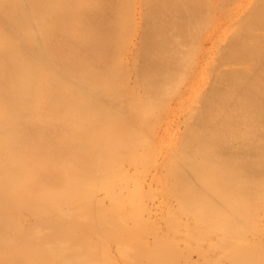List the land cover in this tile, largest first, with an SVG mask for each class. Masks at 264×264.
Listing matches in <instances>:
<instances>
[{"label":"bare ground","instance_id":"6f19581e","mask_svg":"<svg viewBox=\"0 0 264 264\" xmlns=\"http://www.w3.org/2000/svg\"><path fill=\"white\" fill-rule=\"evenodd\" d=\"M247 1L249 0L240 1V6L244 7ZM257 1V5L256 2L255 5L254 2L250 5L255 6L251 9L255 8L253 18L248 15V19L242 15L238 19L232 7L230 8L233 10H229V15L225 17H222L226 14L225 11L224 14L221 11L222 16L212 13L213 7L218 6L217 11L224 10L222 7L232 3L231 1L229 4V0H220L222 5L218 4V0H0V264H118L108 253L109 240L123 238L129 221L134 222L137 227L146 226L142 200L146 190L142 196L137 194L140 191L133 192L131 197L128 196V203L133 206V212L128 217L122 214L125 210L122 197L125 196L126 188L129 189L127 170H124L127 168H123L122 158L128 161L129 156L125 155L132 156L134 152L131 153V148L138 143L142 144L141 141L137 142L142 135L140 136L138 129H133V126L137 125L142 134L149 129L151 132L160 129H153L157 122L154 123L156 126H149L156 117L152 107L164 97L167 109L170 108L169 104L173 96L176 98L174 94L182 84H185L187 92L193 89V79L197 75L198 66L209 49L214 47L213 38L224 25H241V20L245 17L244 20H248L245 21L247 29L243 20L244 25H239L240 28L237 26L241 29L240 32L250 29L251 24L254 27L258 25L260 30L264 31V0ZM248 9L250 11V8ZM235 16L238 19L236 21ZM235 32L228 35L233 37ZM249 38L250 45L248 35L244 38H234V43L239 46V53L235 58L237 62L232 60L231 55L230 57L238 66L230 68L232 63L228 69L223 68L225 70L221 74L218 73L219 77H233L227 80L230 84L235 80L236 84L242 85L237 89L231 86V89L228 87L229 82L225 81L227 84H222L226 85L224 87L222 82L215 78L213 81H218L222 88H218L214 93L210 91L212 97L205 95V88L201 90V96L204 95L206 101L204 103L203 97H200L201 101L199 99L198 103H204L205 107L203 105L201 110L196 109L195 114L189 109L194 116H189V111L185 115L188 118L181 120L183 124V120L188 119V129H197L199 133L197 130L191 133L190 130L187 148L186 142H182V146H185V149H182L183 155L180 151L181 145L172 150L173 156H176L175 149L181 153V161L178 156L175 157H178L180 162L172 160L173 156L170 154L173 153L169 150L171 153L163 158L172 168L171 163L178 162L177 167L172 163L175 171L170 167L171 171L169 165L164 162L168 165L164 167L169 168L171 174L174 171L173 176H168L177 177L175 185L173 184L175 188L164 191L175 190L171 194H176L179 198L173 196V199L171 194L170 197L177 200V203L180 200L179 204L183 205V201L187 203L183 205L188 206L187 211L181 210L182 205L173 208H180L179 213L186 214V218L191 216L190 223L191 218L196 222V233L192 236L198 238L197 251L202 247L199 244L209 241L208 246L214 243L213 248L216 246L218 253L223 251L222 255L225 254L222 260L216 253L220 259L215 256L210 262V258L206 256L205 259V255L200 252L206 264H264V230L259 231L263 226L261 227V221H258L262 208L259 207L258 211V214H261H256L258 204L264 205V33L256 32ZM231 40L229 39L233 43ZM207 43L209 47L205 45ZM221 44L219 47L229 46V42ZM228 46L221 47L217 53L214 51L216 54H225L223 51ZM235 49L231 53L235 54ZM193 50L194 56H191ZM190 57H193V60L189 59ZM217 57L222 60L221 55ZM207 61L209 62V59ZM182 63V69L185 70L187 65L191 64L190 70L180 72L182 77H185L179 78V73L174 76L181 85L176 83L175 93L170 90L171 94H167L169 83L168 88L165 86L166 92H161L163 86L171 79L172 72L174 73ZM217 64H220L219 60ZM241 65L244 66L239 67ZM216 67L213 69L218 71L219 68ZM211 71L214 77H218L216 72ZM240 78L243 82L237 83ZM248 79L251 81L247 84L245 81H249ZM173 80L170 85L175 84ZM146 84L149 89L145 90L149 96L145 95L152 98L138 90ZM214 84L217 85V82ZM142 90L144 91V88ZM160 92L166 94V97L162 95L161 99L155 101L153 97L158 96L156 94ZM142 94L144 98H148L147 102V99L143 98L146 105L140 98ZM177 98L180 101L182 94ZM165 103H159L162 112L156 108L159 117L157 116L155 121L167 110L164 108ZM161 104H164V107ZM186 104L185 106H188ZM142 105L145 108L143 113L140 111L143 109H140ZM195 107L200 106L194 105ZM142 114H152L151 116L155 117L153 116L152 121L151 116L149 120L147 117V120H144L145 116ZM142 120L149 122L148 128H143L147 125L144 122H141L140 126L137 124ZM177 120L175 127L179 124ZM163 121L167 120L162 118V123ZM183 131L181 130L182 133ZM182 133L177 135L183 138ZM148 141L153 145V142L149 139ZM156 151H153V155L159 152ZM169 171H163L165 175L163 174L162 181L170 174ZM131 172L132 170L128 171L130 174ZM156 179L160 180L155 177V181ZM169 179H166V183H171L172 179ZM158 183H162L161 180ZM164 186L169 187L166 184ZM162 190L163 188L159 191ZM164 193L160 194L167 201L169 196H165L168 192ZM160 194L158 198L162 196ZM101 197L110 200L113 206L111 211H101L104 203ZM163 199L160 201H165ZM166 201L164 203H167ZM128 203L126 207L130 206ZM165 207L160 213H164L161 211H165ZM169 209L166 208L164 221L161 220L167 227L173 224L172 220L167 222L172 215L182 217L178 213L170 216L173 211L171 209V212H168ZM253 215H256L255 219ZM180 218L174 223L179 220L183 223L184 219ZM251 219L257 220L260 225ZM187 223L185 220L183 227L188 228L190 223ZM159 226L161 227L159 223H155L150 226L152 229H148L152 230L150 234L154 233V237L151 236L154 240L163 237L162 233L157 235L158 230L153 232V227L159 229ZM182 229L179 230L180 233L186 234L187 229L185 233ZM166 231L168 230L163 231L165 237V233L169 234V231ZM179 231L177 237L180 235ZM252 231L262 237L257 238L259 242L255 239V244L249 238ZM188 234L181 237H189ZM211 235H215V239L220 236L221 241L217 239L221 242L220 245L218 242L219 246L214 242L215 239H212L210 244L213 238ZM139 236L142 239L141 234ZM172 237L173 235L168 238ZM164 239L156 241L160 244L153 246L154 252L152 246H149L151 255H141L136 251L139 244H145L139 243L138 240H129L120 248L115 246L121 252L119 256L123 259V264H181L182 259L178 252L177 256L174 253V244H179V240L174 243ZM97 240L101 246L95 243H99ZM257 242L262 243L258 245ZM117 250V254H120ZM181 253L183 255V252ZM215 258L219 262H216Z\"/></svg>","mask_w":264,"mask_h":264},{"label":"rangeland","instance_id":"374dc122","mask_svg":"<svg viewBox=\"0 0 264 264\" xmlns=\"http://www.w3.org/2000/svg\"><path fill=\"white\" fill-rule=\"evenodd\" d=\"M219 1H220V0H218V2H219ZM221 1H222V0H221ZM224 1H225V0H224ZM231 1H232V3H231ZM231 1L229 0V2H228L229 4L231 3L230 5H227V7H222V8H224V10L221 9V10L217 11L218 6H217V7H213V6H211V7H213V8H211V9H213V10H212L213 15H215V16H216V15H218V16H222V15L224 14V11H225L226 14L222 16V17H225L227 14L229 15V12H230L229 10H233V9H234V13H235V15L238 16V17H237L238 19L241 18L242 15L245 16V17H247L248 19H249L251 16H252L251 18H253L254 14H255V11H254L255 8H254V10H251V9H252V6L255 5V2H256V5L258 4V3H257V2H258L257 0H256V1H253L254 3H253L251 0L247 1V2L244 4V7L240 6V4H241L240 1L243 2V1H245V0H231ZM226 2H227V0H226ZM226 2H224V3H225V4H228V3H226ZM252 3H253V5L250 6ZM218 4L222 5L220 2H219ZM223 5H224V4H223ZM231 5H232V6H231ZM224 6H226V5H224ZM219 7H221V6H219ZM230 7H232L233 9L230 8ZM253 7H255V6H253ZM225 8H227V9H225ZM248 8H250V11H248V10H249ZM219 9H220V8H219ZM226 10H227V12H228V11H229V12L227 13ZM221 11L223 12V14L221 13ZM252 11H253V14H252ZM218 12H219V14H218ZM247 12H249V13L247 14ZM210 13H211V12H210ZM216 13H217V14H216ZM245 13H246L247 15H245ZM250 13H251L252 15H251ZM221 14H222V15H221ZM248 15H249L250 17H248ZM245 17H244V19H245ZM234 18H235V21L238 20V19L236 18V16H235ZM247 18H246V20H247ZM242 19H243V18H242ZM244 19H243V20H244ZM240 20H241V19H240ZM243 20H241V22H242L243 24L239 21V22L241 23V25H240V24L236 25L235 23H234V25H233V23H232V24L230 23L231 26L233 25L232 27L230 26V29L228 28L230 24H229L227 27L224 25L223 28H221V29L216 33L217 35L214 36V38H213L214 41H212V42H214V47H213L212 49H211V48L209 49V52H208V53L206 54V56L204 57V60L202 59V61L200 62L199 66H198V72H197V75H196V77H194L195 80L193 79V83H194V87H193V89H190V90H188V92H187V89H185V88H186L185 84H184V85H183V84L181 85V84L178 82L179 80L176 81L177 78H175L176 76H178V73H179V78H181V77H182V75H181L182 73L187 72L188 70H190V69H189V67H190L189 65H190L192 62L189 63V65H187V70H185V68L182 69V67H183V63H182V64L179 65L180 69H179V67L176 69V70H178V71L174 70V73L172 72V75H173V74H174V75H173V76L171 75V79L168 81V83H166V84L163 86L164 89L162 88L160 91L165 93L166 90H167V88H168V84H169V83L171 84L172 80L175 79V80H173V82H175V84H172V85L169 84V89L167 90V91H169V92H168L167 94L170 93V90H174L173 93H175V88H177L176 83H177V84L179 83V84L181 85V88H177V91H176V93H175L174 95H175L176 98H177V97H179V96L182 94V99L179 101V98H177L178 100H176V98L173 96L171 102L169 101V102H170L169 106H170V108H171V109H170V108L168 107L169 110L167 109V106H168V105H167V101H166V100H165V101L163 100V99H166V98L163 97V99L160 100V101H158V103L156 102V103H157V104H156L157 106L155 105V106H154L155 108L152 107V109H155V111L153 110L152 112H155L154 115H155L156 117L159 115V114L157 115L156 108H157V111L161 110V109H159V108H161V107H159V103H162V102L165 103V102H166L165 105L163 104L165 107H164L162 104H161V105L165 108V110L167 109L166 111L168 112V113H167L166 111H164V108L162 107L164 112L161 113V115H160V119L157 118V119H158L157 121H155V120H156V117H155L154 115H153V116L155 117V118H154L155 120H154V122L152 121V120H153V116H151L152 114H150V116H151L152 119L149 118V117H150L149 115L146 116V114H142L143 116H145V117H144V120H147V119L149 118V119L152 121V124H149V126H150V125H152V126H156L155 124H157V126H156V127H153V129H154V128H156V129L160 128V129H158V130L155 129V130H156L155 132H154V131L151 132V131H149V130H151V129H149L148 132H151V133L148 134V132L146 131V132H144V134H142V133H140V132H142V131H140L139 128L136 127L137 125H136V126H135V125L133 126V127H134L133 129H135V130L138 129L137 131L139 132V135H140V134L142 135V137L139 138V141L137 140V142H140V141H141L142 144L138 143V144L136 145L137 147L135 146L136 148H135V147H132V148H131V153L134 152V153H133L134 156H133V155L131 156L130 154H129V155H125L126 157L129 156L128 161H126L127 159L122 158V159L124 160V162H123L124 164H125V161L127 162L125 165H124V164H122V165H123V168H124V167L127 168V169H124V170H125V171L127 170L126 175H127V179H128V181H129V184H128V185H129V189L126 188V191H125L126 193L124 194V195H125L124 198L121 196L122 199H124V202H125V203H124L125 205L123 204V205H124L123 208H124L125 210L122 211V212H123L122 214H123L124 216L128 217V216H130V215L132 214V212H133V211H132V210H133V206H132L130 203H128V201H129V197H128V196L131 197V196L133 195L132 193L135 192V191H137V192L140 191V192H139L140 194H139V193H137V194L142 196V195H143V191L146 190L147 192H145V196H144V195L142 196V200H144L143 202H144V206H145V212H144L143 215H145V216H144V221H145L144 223L146 224V226H145V227H137V225H135L134 222L129 221L128 229H127V231H126V234L123 236V238H120V239L115 238V239H110V240H109L108 253H109L110 256L112 255L111 257H112V258L114 259V261H116L118 264H121V263L123 264V259L120 258L119 255H121V252H120L119 250H117V248H120V246L123 245L125 242H127V241H129V240H132V241H133V240H138L139 243H141V242H145V244H144V243H143V244H142V243H141V244L138 243V244H139V245H138V246H139V249H137V247H136V249H137L136 251H139L141 255H143V253H145L144 255H146V254H150V255H151V253L149 252V250H151V249L149 248V246H150V247L152 246V250H153V248H154L155 246H157L158 244H160L159 242L161 241V239H162V241L165 240L164 238L167 239L166 241H170V242H172V241L174 242V241L177 240V239L179 240V241H178L179 244H177V243H175V242H174L175 244H174V243H173V244H174V246H175V248H176V251H175L174 253L176 254V252H178V255H179L180 258L182 259V260H181V264H196V263H197V264H206V260H205V259H206V256H208L207 258H210V262H212L211 259H212V257H215V256H216V253H217L218 255H220L221 258H222V257L224 258L225 254L222 255L223 251H222V252L220 251L221 253H220V252L218 253V251H217L218 249L216 248V246H214V248H213V245H215V244L212 243V239H215V235H211V236L213 237V238H211V241H210V244H211V243L213 244L212 246H211V245L208 246L209 243H207V242H209V241H206V242H204V244L206 243L205 246L207 245V246H206L207 248H206V249L204 248V247H205L204 244H199L200 246H202V247L204 246V247H203V248H202V247L199 248V251H197V245H198L197 240H198V238H196V236H192V235H195V233H196V232H194V230H196V229H195V228H196V227H195V223H196V222L194 221V219L192 220V218H191V223H190V217H191V216H188V217L186 218V217H185L186 214H184L183 212L179 213V211H180L179 209H180V208L178 209L179 211H178L177 209H175L176 207L182 205V203L179 204L180 200H179L178 203H177V200H173V199H175L176 197H177V199L179 198L178 196H176V194H175V195H172V194H171V192L174 193L175 190H173L174 192H173V191L170 192V191H168V190H165V191H164V189L175 188V187H174V185H175L174 182L177 180V177L174 176V177L171 178V177L168 176V175H172V176H173L174 171H175V169H176V168H174V164H176L175 166L177 167V166H178V165H177L178 162L181 161L182 157H179V156H182V155H183V151H182V149L184 150V149H185V146L188 144V143H187V142H188V135H190V130L192 129L191 127L188 129V126H189V125H187V124H189V122L187 123V121H189L188 119H185L186 121L183 120V124H182V121H181V120H182L184 117H187V116H185V115H186V113L189 112L190 110H192L193 114H195L196 111H197L196 109L201 110L202 108L205 107V104H204L205 102H204V101H206V100H205L206 97L204 98V95L201 96V93H202L201 90H203V89L205 88V89H206V90H205V93H206V92H207V93H206V94L203 93V94H205L207 97H209V96L212 97V95H210L211 92L214 93L218 88H222L221 86L218 85V84H220L219 82H222L221 85H222V84H227L228 82H229V84H230V81L227 82V80H229L230 78H233V77L228 76V77L226 78L225 76L222 77V75H220V77H219V74H221L225 69H228L229 66H230V65L236 60V59H235V58H236V55L238 56L237 53H239V49H238L239 46L237 45V46H238V47H237L236 44L234 43V41H235L234 38H236V37H241V36L244 38L245 36L248 35V42H249V45H250V42H251L250 40H251V38H249V36L254 35L256 32H257V34H259V33H264L263 29L260 30V28H259L258 25H255V27H254V25H252L250 21H249L250 23L248 24V25L251 24V25L249 26L250 29H248L249 31H248V30H245V29H247V23L245 22L246 20H244V22L246 23V27H245V29L243 28V29H244V30H242L243 33L240 32L239 30H241V29H239V28L242 27V25H244ZM235 21H233V22H235ZM239 22H238V23H239ZM247 22H248V20H247ZM239 25H240V27H239ZM237 26H238L239 28H238ZM256 26H257V29H259V30L256 29ZM243 27H244V26H243ZM252 27H253V28H252ZM222 29H223V30H222ZM226 29H227L228 31H227ZM225 30H226V31H225ZM237 30L240 32V33H238V35L236 34V33L238 32ZM253 30H254V31H253ZM208 31H209V30H208ZM233 31H236L235 33H233L234 36H233V37L229 36L230 34L232 35V32H233ZM245 31H246V32H245ZM258 31H259V32H258ZM260 31H261V32H260ZM254 32H255V33H254ZM222 33H223V34L225 33V34L223 35ZM249 33H250L251 35H250ZM252 33H253V34H252ZM228 34H229V35H228ZM235 34H236L237 36H236ZM239 34H240L241 36H239ZM115 35H117V34H115ZM115 35H114V38L117 40V38L115 37ZM219 35H220V36H219ZM221 35H222V37H221ZM227 36H229V39H230V40L233 38V40H231V41H232L235 45H234L233 43H231V42L229 41L228 38H227L228 40L225 41V39H226ZM215 37H216V38H215ZM221 39H222V40H221ZM220 42H221L222 44H221ZM228 42H229V46H228V45H225V46H228L229 49H228L227 47H226L227 50L224 49L223 53L225 52V54H220V52H218V54H216V53H217V50L220 51V48H221V47L225 48V46H220V47H219V44L223 45V44H226V43H228ZM248 42H246V43H248ZM205 43H206V42H205ZM208 43H210V42L208 41ZM208 43L205 44L207 47H209V46H208V45H209ZM217 43H218V45H217ZM230 43H231L232 45H231ZM215 45H216L218 48H217ZM232 46H233L234 48H233ZM230 47H231V48H230ZM214 48H215V49H214ZM223 48H222V50H223ZM232 48H233V49H232ZM235 48H236V49H235ZM185 49H186V47H185ZM231 49H232V50H231ZM234 49L236 50V51H234L235 54H234V53H231V52H233ZM214 50L216 51V53H215ZM222 50H221V52H222ZM228 50H229V51H228ZM230 50H231V51H230ZM226 51H227V53H226ZM237 51H238V52H237ZM193 52H194V50L191 51V54H190L191 56H194V55H193ZM229 52H230L231 54H229ZM195 54H196V53H195ZM227 54H229V56H226ZM217 55H221L220 58H222V60H221V59H217V58H219V57H217ZM230 55L232 56V60L235 59L234 61L231 60ZM234 55H235V56H234ZM222 56H223V57H222ZM227 57H229L230 60H229V58H227ZM192 58H193V57H192ZM192 58L190 57L189 59H192ZM224 58H225V59H224ZM226 58H227V63H225V62H226ZM208 59H209V62L207 61ZM255 59H256V58H255ZM192 60H193V59H192ZM192 60H191V61H192ZM218 60H219V63H220V64H217V63H218ZM250 60H252V59H250ZM253 60H254V57H253ZM253 60L251 61L252 63H253ZM183 61H185V60H183ZM222 61H223V62L225 61V62L222 63ZM255 61H256V60H254V62H255ZM206 62H208V63H206ZM230 62H231V63H230ZM236 62H237V60H236ZM236 62H235V63H236ZM251 62L249 61V63H251ZM141 63H142V61H141ZM180 63H181V60H180ZM202 63H204V64H202ZM210 63H211V64H210ZM228 63H230V64L228 65ZM184 64H185V63H184ZM209 64H210V65H209ZM214 64H215V65H214ZM221 64H223L224 66H222ZM225 64H227V65H225ZM253 64H254V63H253ZM212 65L215 66V67H216L217 65H220L219 67H216V68H219V70L216 71L215 69H213V68H215V67H213ZM233 65H234V66H233ZM221 66H222V69L225 68V69H223L222 71L220 70V67H221ZM237 66H238L237 64H234V63H233V64L230 66V68H231V67L236 68ZM242 66H244V65H241V66H239V67H242ZM185 67H186V66H185ZM208 67H210V68H208ZM207 68H208V69H207ZM211 68H212V69H211ZM183 70H184V71H183ZM211 70H213L214 72H216V75L219 73V74L217 75L218 77H214V75L212 74V71H211ZM175 71H176V72H175ZM181 71H182V73H180ZM219 71H220V72H219ZM205 72H206V73H205ZM175 73H176V74H175ZM203 73H204V74H203ZM214 74H215V73H214ZM180 75H181V76H180ZM174 76H175V77H174ZM199 76H200L201 78H199ZM236 76H237V75H236ZM236 76H235V77H236ZM183 77H185V76H183ZM183 77H182V78H183ZM224 77H225L226 79H225ZM215 78H216V79H215ZM220 78H221V81H220ZM228 78H229V79H228ZM198 79H199V80H198ZM213 79H215V80L219 79V82L216 81V82H217V85L214 84V83H216V82L213 81ZM222 79H223V80H222ZM238 79H239V78H238ZM238 79H236V80H238ZM240 79H241V78H240ZM197 80H198V82H200V83H198ZM248 80H249V81H245V82L247 83V82H250V81H251L250 79H248ZM170 81H171V82H170ZM181 81H182V79H181ZM181 81H180V82H181ZM194 81H195L196 83H195ZM225 81H226L227 83H226ZM233 81H234L235 84L233 83ZM239 82L241 83V82H243V80H242V79H241V80H238L237 83H239ZM231 83H232V84L228 85V87H231V86L234 87V88L236 87L235 89H237L238 86H241V85H242V84H236L235 80H232ZM179 84H178V85H179ZM197 84H198L199 87L197 86ZM207 84H208V85H207ZM247 84H248V83H247ZM180 85H179V86H180ZM235 85H237V86H235ZM141 86H142V85H141ZM165 86H167L166 89H165ZM170 86H171V87H170ZM175 86H176V87H175ZM179 86H178V87H179ZM195 86H196L197 88H196ZM216 86H219V87H216ZM222 86H224V85H222ZM225 86H226V85H225ZM225 86H224V87H225ZM207 87H208V88L211 87V89L209 88L210 90L208 91V90H207V89H208ZM232 87H231V89H232ZM143 88H144V91L142 90ZM147 88L149 89L148 85L146 84V85H144V86L142 87L141 90H140V87H139L138 90H139L140 93L145 92V93H143V94L145 95V94H148V91H147L148 89H147ZM172 88H173V89H172ZM195 88H196V89H195ZM212 88L214 89L213 91H212ZM234 88H233V89H234ZM145 89H147V90H145ZM191 90H192V91H191ZM210 91H211V92H210ZM161 92L158 93V94H156V95H158L159 97H158V96H156V97L154 96V97H153V99H155V101H156V99L158 100V98L161 99V98H162V95H163V96L165 95V97H166V94H163V93H161ZM171 92H172V91H171ZM203 92H204V91H203ZM209 92H210V94H209ZM140 93H139V94H140ZM143 94H142L141 97H140L141 94L139 95V97L142 98V99L144 98ZM159 94H160L161 96H160ZM170 94H171V93H170ZM208 94H209V96H208ZM145 96H147V95H145ZM148 96H149V94H148ZM148 96H147V97H148ZM167 96H168V95H167ZM198 96H199V97H198ZM147 97H145L147 100L144 98V99L146 100V102L148 101V98H150L151 96L148 97V98H147ZM160 97H161V98H160ZM170 97H171V96H170ZM200 97H203V98H202V101L204 102V103H203L204 107H203V105H202V102H201V105H200V102L198 103V100L200 99ZM210 97H209V98H210ZM151 98H152V97H151ZM167 98H168V100H170L169 96H168ZM183 98H184V99H183ZM185 98H186V99H185ZM209 98H207V99H209ZM144 99H143V101H144V103H145V105H146V102H145ZM173 99H174V100H173ZM194 99H195V100H194ZM175 100H176V101H175ZM184 100H185V101H184ZM196 100H197V101H196ZM143 101H142V102H143ZM186 101H187V102H186ZM199 101H201V99H200ZM178 102H179V104H177ZM182 102H183L184 104H182ZM173 103H174L175 105H174ZM186 103H187V104H186ZM185 104L188 105V106H185ZM143 105H144V104H143ZM143 105H142L141 108H140V107H139V108L142 109V108H143ZM166 105H167V106H166ZM173 105H174V106H173ZM176 105H178V106H176ZM182 105H183V106H182ZM194 105H196V106L198 105V107L200 106V107H199L200 109H199V108H196V107L194 108ZM147 106H148V105H147ZM147 106H146V108H147ZM171 106H172V107H171ZM148 107H149V106H148ZM176 107H177V108H176ZM180 107H181V108H180ZM186 107H187V108H186ZM190 107H191V108H190ZM139 108H138V110H139ZM192 108H194V109H192ZM150 109H151V108H150ZM150 109H149V111H150ZM158 109H159V110H158ZM184 109H185V111H184ZM186 109H187V111H186ZM189 109H190V110H189ZM144 110H145V108H143V109L140 110V111H142V113H143ZM171 110H172V111H171ZM176 110H177V111H176ZM178 110H179V111H178ZM182 110H183V111H182ZM147 111H148V110H147ZM147 111H145V112L147 113ZM149 111H148V112H149ZM170 111L172 112L171 114H169ZM138 112H139V111H138ZM161 112H162V110H161ZM174 112H175V113H174ZM176 112H177V114H176ZM183 112H185L184 115H183ZM194 112H195V113H194ZM158 113H159V112H158ZM180 113H182V115H181ZM197 113H198V112H197ZM139 114H140V113H139ZM148 114H149V113H148ZM167 114H169V115H168L169 117L167 116ZM174 114H176V115H174ZM189 114H190V115H189ZM189 114H187V115H189V116L192 115L191 111L189 112ZM170 115H172V116H170ZM179 115H180V116H179ZM166 116H167V117H166ZM182 116H183V117H182ZM193 116H194V115H192L191 117H193ZM197 116H198V114H197ZM146 117H147V119H146ZM158 117H159V116H158ZM170 117H172V118H170ZM177 117H178L179 120H177ZM162 118H163V120L166 119L167 121H163V123H162ZM187 118H188V117H187ZM195 118H196V116H195ZM149 119H148V120H149ZM175 119H176V120L178 121V123H179V124H178V127H175V126H177L176 123H175V122H176ZM160 120H161V121H160ZM173 120H175V121H173ZM141 122H142V123L144 122L145 124H147L146 126H143V128H145V127L148 128V127H147V126H148V123H149L148 121H143V120H142V121H139V123H137V124H139V126H140V123H141ZM155 122H157V123H155ZM172 122H173V123H172ZM180 122H181V124H180ZM184 122L186 123L185 125H184ZM142 123H141V124H142ZM150 123H151V122H150ZM154 123H155V124H154ZM164 123H165V124H164ZM166 123H167V125H169V127L166 125ZM168 123H170V124H168ZM171 124H172L173 127L171 126ZM186 125H187V126H186ZM183 126L186 127V128H184ZM141 128H142V125H141ZM141 128H140V129H141ZM149 128H150V127H149ZM151 128H152V127H151ZM167 128H168V130H167ZM169 128H170V129H169ZM181 128H183V129H181ZM153 129H152V130H153ZM173 129H174V130H173ZM175 129H176V130H175ZM180 129H181V130H184V131H186V129H187L188 131H186V133L183 131V133H185V134H183V133L181 132ZM141 130H142V129H141ZM146 130H147V129H146ZM177 130L179 131V133H177V132H178ZM192 130H193V129H192ZM192 130H191V133H192V132L195 133V131H196L197 129H194V131H192ZM143 131H144V129H143ZM168 131H169V132H168ZM171 132H173V133H171ZM175 132H176V133H175ZM187 132H189V133H187ZM197 132L199 133L198 130H197ZM197 132H196V133H197ZM145 133H146V134H145ZM168 133H169V134H168ZM181 133H182V136L184 135V137L186 136V138H184V137L182 138L181 136H178V135H180ZM147 134H148V135H147ZM154 134H155V135H154ZM177 134H178V135H177ZM141 135H140V136H141ZM145 135H146L147 137H145ZM168 135H169V136H168ZM172 135L176 136V138L173 137ZM150 136H151V138H150ZM162 136H163V137H162ZM148 137H149V138H148ZM178 137H181L182 139H181V138H178ZM146 138H147V139H146ZM162 138H163V139H162ZM171 138H172V139H171ZM142 139H143V140H142ZM148 139H149L151 142H153V145L148 141ZM151 139H152V140H151ZM175 139H176V140H175ZM145 140H147V141H145ZM170 140H171V141H170ZM178 140H179V141H178ZM182 140H183V141H182ZM185 140H186V141H185ZM164 141H165V142H164ZM173 141H174V142H173ZM177 142H179V143L177 144ZM182 142H184V144H185V142H186L185 146H184V144H183V146H182ZM172 143H173V144H172ZM174 143H175V144H174ZM150 144H151V146H150ZM145 145H146V146H145ZM174 145H176V146H174ZM180 145L182 146V148L180 147ZM169 146H172V147L170 148ZM173 146H174V147H173ZM177 146L180 147V151H182V152H181L182 155H181V153L178 151V149H175V150H177L178 152H177V151H174V152H176L175 155L179 157V160H180V161L178 160V157H177V159H176V158H175L176 156H173L174 153H173L172 150H174V148H177ZM156 147H157V148H156ZM134 148H135V149H134ZM145 148H146V149H145ZM186 148H187V146H186ZM139 149H140V150H139ZM156 149H157V151H156ZM166 149H167V150H166ZM170 149H171V150H170ZM132 150H133V151H132ZM168 150L171 151L173 154H170L171 152L169 153ZM153 151H156V152L159 151L160 153L158 152L159 154L156 153V155H155V154L153 155V153H155V152H153ZM177 153H178V154H177ZM165 154H166V155H165ZM167 154H170L171 156H173V157H172V160H175V159L178 160V162H175V163H174V161H173L172 163H174V164L171 163V165H173V168H174V169L168 164V161H166V162H165V160L163 161L164 156H167ZM158 155H159V156H158ZM170 155H169V158L171 159ZM125 156H124V157H125ZM130 156L133 158V160H132V158H131ZM153 156H154V158H153ZM157 156H158V157H157ZM156 157H157V158H156ZM152 158H153V159H152ZM169 158H167V160H169ZM173 158H174V159H173ZM122 159H121V161H123ZM129 159H130V160H129ZM154 159H155V160H154ZM131 160H132V161H131ZM134 160H135V161H134ZM151 160H153L154 162H152ZM176 160H175V161H176ZM149 161H150L151 163H149ZM169 161H171V160H169ZM139 162H140V163H139ZM160 162H161L163 165H162ZM164 162L167 163L169 166H168L167 164H165ZM131 163L134 164L133 167L131 166V165H133V164H131ZM152 164H153V166H152ZM127 165H128V166H127ZM138 165H140V167H138ZM164 165H166L165 167H167V166H168L169 168L171 167L172 170H174V171H173V174H171V173H172V172H171V171H172L171 168H170L171 171H169V170H168L169 168L166 169V168L164 167ZM151 166H152V167H151ZM154 167H155V168H154ZM131 168H132V169H131ZM133 168H134V169H133ZM136 168H140V169L138 170V169H136ZM156 168H157V169H156ZM129 169H130V170H129ZM159 169H160V170H159ZM163 169H164V170H163ZM131 170H132L131 174L128 173V171H131ZM156 170H157V171H156ZM166 170H167V172L169 171V173H170V172H171V173H170V174H167L166 176H168V177L165 176V178H166L167 180L169 179V177H170V179H172V180L174 179V181H172V180L169 179V180L171 181L172 185H170L171 183H170L169 181H167V183H166V179H165V181H162V180L164 179V178H163V177H164L163 174L165 175V173H164L163 171L166 172ZM167 172H166V173H167ZM135 173H137L138 176H136ZM141 173H143V175H142ZM204 173H206V172H204ZM133 174H135V175H133ZM140 175H141L142 177H140ZM145 175H146V176H145ZM175 175H176V174H175ZM202 175L204 176V175H206V174H202ZM144 176H145V177H144ZM139 177H140V179H139ZM155 177L158 178V179H160L162 183H158L160 180L157 181V179H156V181H155ZM159 177H160V178H159ZM153 178H154V180H153ZM161 178H162V179H161ZM141 179H143V180H141ZM175 179H176V180H175ZM137 181H139V182H137ZM141 181H142V183H140ZM134 182H135V183H134ZM163 182H165L164 185L166 184L167 187H168L169 185H170V186H169L168 188H166V187L163 185ZM168 182H169L170 184H168ZM130 183H132V185H130ZM133 183H134L135 185H134ZM159 184H160V185H159ZM161 184H162V185H161ZM173 184H174V185H173ZM136 185H137V186H136ZM160 186H163V187H160ZM171 186H172V187H171ZM143 187H145V188H143ZM158 187H160L159 190H160L161 188H163V190H162V191H159V190H158ZM164 187H165V188H164ZM130 188H131V189H130ZM137 188H139V189H137ZM141 189H143V190L141 191ZM170 189H169V190H170ZM129 190H130V191H129ZM158 191H159V192H158ZM166 191L168 192V193H167L168 195H166L165 197L169 196V199H170V200H169L168 197H167V201L165 200L166 198H164V196H163V195L165 194L164 192H166ZM128 192H131V193H128ZM141 192H142V193H141ZM156 192L159 193V194L162 192L163 195L160 194V195H162V196H160V197L158 198L157 196H159V194L157 195ZM169 192H170V193H169ZM170 194H171L172 198H173V196H175V198L172 199V198L170 197ZM103 196H104V194L102 195V197H103ZM102 197H101V200L104 201V203H102L103 206H102V210H101V211H107V212L111 211V209H113V206H111V204H110L111 202H109L110 200H109V199H103L104 197H103V198H102ZM145 197H146V198H145ZM125 198H126V199H125ZM127 198H128V199H127ZM163 198H164V199H163ZM160 199H161V200H162V199L165 200L167 203H169V201H170V203H169L170 205H171L172 203H174V204L171 205L172 208L170 207L169 204H168V205H169V206H168L167 203H164L165 201H160ZM149 200H150V201H149ZM155 200H156V201H155ZM154 201H155V202H154ZM175 201H176V204H175ZM106 202H108L109 205H108V203H106ZM158 202H159V203H158ZM162 202H163V204L166 205V207H165V205H164V207H165V211H166V208H168V209L170 208L169 211L167 210L168 212H171V211H170L171 209H172L173 212H174V210L177 211V212H174V213L171 212L170 216H171L172 214H175V213H176V214H177V213H178V214H181V216H182L181 218H180V217H177V216H175V215H174L175 217L172 215V217H174V218H172V217L169 218V217L167 216V218H169V219H168V221H167V219H166V221L169 223V221L172 220L171 222H173V224H172V223H171V224H172L173 226L170 224V226L168 225V227H167L166 225L164 226V222H161V220H163V219H164V216L166 215V214L163 215L164 213H166L165 211H161V212H164L163 214L160 213V210L164 208V207L162 206V205H163ZM259 202L261 203L262 201L259 200ZM127 203L130 205V206H127V207H129V209L126 207ZM154 203H155V204H154ZM157 204H158V207H157ZM185 204H187V203H186L185 201H183V205H185ZM262 204H263V203H262ZM104 205H105V207H104ZM176 205H177V206H176ZM183 205L180 206V207H182L181 210H186V208H188V206L186 207V206H183ZM260 205H261V204H258V207H257V208L260 207V208L263 209V208H264V207H263L264 205H262V206H260ZM107 206H108V207H107ZM159 206H160V207H159ZM173 206H174V207L176 206V207L173 208ZM183 207H185V208H183ZM107 208H108V209H107ZM260 208L257 209V212L255 211L256 214H258V211H260ZM173 209H174V210H173ZM262 209H261V211H260L262 214H261L260 212H259V214H258V215L261 214V216H259V219H258L259 222L261 221V223H260L261 225L258 223L257 220H254V219L256 218V215H255V216L253 215V216H254V219H251V220H254L255 222L257 221L256 224L260 225L261 227L263 226L261 229H260L259 226H258V228L260 229V230L258 229L259 231L264 230V215H263V214H264V213H263V212H264V209H263V211H262ZM116 210H117V209H116ZM186 211H187V210H186ZM255 212H254V213H255ZM159 213H160V216L157 217V215H158ZM151 214H152V215H151ZM178 214H177V215H178ZM153 215H154V217H151V216H153ZM168 215H169V213H168ZM149 216H150V218H149ZM179 216H180V215H179ZM186 216H187V215H186ZM155 217H156V218H155ZM159 217H161L162 219H160ZM260 217H262V218H260ZM151 218H152V219H151ZM158 218L160 219V222H159V219H158ZM178 218H180V219H182V220L184 219V220H183L184 222L182 223V221L179 220L177 223H174V222H176L175 220H178ZM185 218H186V219H185ZM188 218H189V219H188ZM257 218H258V216H257ZM154 219H156V220H158V221L155 222ZM187 219H188V220H187ZM149 220H150V222L153 223V224H151V223L149 222ZM173 220H174V221H173ZM185 220L188 221V223H190V225L187 223L188 226H189L188 228H186V226L183 227V224L185 225ZM251 220H250V221H251ZM163 221H164V220H163ZM192 222H193V223H192ZM251 222H252V221H251ZM149 223H150V224H149ZM155 223H157V224L159 223V225H161V227H160V226H159V227L163 229V230L161 229V230H162V232H161L160 228L158 229V228L156 227V229H155V228L153 227V229H154L153 232H155V230H158V234H157V235L160 236L161 233H162L161 235H163L162 238H159V239H158V240H159L158 244H157V242H156V241H158V240H154V238L152 239V237H154V236H152V235H154V233L150 234V233L152 232V230H148V229H150V228L152 229V227H150V226H154ZM181 223H182V225H181ZM145 224H144V225H145ZM166 224H167V223H166ZM177 224H178V225H177ZM179 224H180V225H179ZM187 224H186V225H187ZM191 224H194V225H191ZM262 224H263V225H262ZM134 226H135V227H134ZM155 226H158V225H155ZM175 226H177V227H175ZM180 226H181L183 229L180 228ZM191 226H192V227H191ZM149 227H150V228H149ZM165 227H166V228H165ZM138 228H139V229H138ZM164 228H165V230L167 229V230L169 231V234H168V233H165V235H167L166 237L164 236V232H163V231H165ZM168 228H171V229H168ZM179 228L182 229V231H184V233H185V230L187 229L186 234L189 233V234H188L189 237H186V236H185L186 238H185V237H181V236L186 235V234H182V233H180L181 231H179V230H180ZM184 228H185V229H184ZM141 229H143L142 231L146 230L145 233H144V232L142 233ZM178 229H179V230H178ZM159 230H160V232H159ZM175 230H176V231H175ZM177 230L179 231V233H180L179 236H180L181 238H180L179 236H178V237L176 236V235L178 234V231H177ZM211 230L214 231V230H216V229H211ZM251 230H252V229H251ZM256 230H257V229H256ZM148 231H149V233H148ZM150 231H151V232H150ZM168 231H166V232H168ZM146 232H147V234H146ZM250 232H251V231H250ZM193 233H194V234H193ZM139 234H141L142 239L144 238L143 240L140 238ZM143 234H146V236H145V235L143 236ZM171 234L173 235V237H172L173 239L171 238L172 240L168 238V237L172 236ZM215 234H216V233H215ZM253 234H254V238H253ZM256 234H257V235H256ZM256 234L252 231V236H251V234L249 235L250 241H252V242L255 241V242H256L257 238H259V239L262 238V237H260V234H259V235H258V233H256ZM147 235H148L149 238L147 237ZM155 235H156V234H155ZM157 235H156V236H157ZM169 235H170V236H169ZM255 235H256V236H259V237H256ZM151 236H152V237H151ZM156 236H155V238L157 239L158 237H156ZM174 236H175V237H174ZM138 237H139L141 240L138 239ZM193 237H194V239H193ZM147 238H148V240H145V239H147ZM175 238H176V239H175ZM182 238H183V240H182ZM195 238H196V239H195ZM219 238H220V236H219L218 238L216 237V239L214 240L215 243L217 242V243H216L217 245H218L219 240L221 239V238H220V239H219ZM180 239H181V241H180ZM217 239H219V240L217 241ZM252 239H254V240H252ZM255 239H256V240H255ZM152 240H153V241H152ZM192 240H193V241L196 240V241L193 243ZM262 240H264V239H262ZM95 241H96V239H95ZM97 241H98V240H97ZM147 241H149V242H147ZM150 241H152V243H151ZM154 241L156 242V244H153ZM182 241H185L186 244H183V243H185V242L182 243ZM220 241H221V240H220ZM257 241H258V240H257ZM98 242H99V241H98ZM252 242H251V243H252ZM255 242H254V244H255ZM258 242H259V241H258ZM258 242H257V243H258ZM263 242H264V241H263ZM95 243H96V244H99V245L101 246L100 242H99V243L95 242ZM150 243H151V244H150ZM181 243H182V244H181ZM195 243H196V244H195ZM257 243H256V244H257ZM261 243H262V242H261ZM261 243H258V245L261 244ZM187 244H189V246H188ZM191 244H192L193 246H192ZM194 244H195V245H194ZM220 244H221V242H219V245H220ZM115 245H118V247L115 246ZM154 245H155V246H154ZM181 245H182V246H181ZM219 245H218V246H219ZM153 246H154V247H153ZM177 246H178V247H177ZM194 246H196V247L193 248V249H194V251H193V249H191V247H194ZM218 246H217V247H218ZM116 247H117V248H116ZM113 248H114V249H113ZM215 248H216V249H215ZM208 249H209V250H208ZM111 250H112V251H111ZM116 250L119 251L120 254H117ZM152 250H151V251H152ZM191 250H192L193 252H192ZM210 250H213V252L210 251ZM146 251H147V252H146ZM148 252H149V253H148ZM153 252H154V250H153ZM179 252H180V253H179ZM181 252H183V255H182ZM200 252H201L202 255H205V259H203V258L201 257ZM208 252H209L210 255L208 254ZM111 253H114V254H111ZM184 253H186V254H184ZM194 253H195L196 255H195ZM212 253H214L215 255L212 254ZM135 254H137V253H135ZM180 254H181V255H180ZM199 254H200V255H199ZM185 255H187V256H185ZM191 255H192V257H191ZM212 255H213V256H212ZM218 255H217V256H218ZM176 256H177V254H176ZM193 256H194V257H193ZM196 256H197V257H196ZM209 256H211V257H209ZM217 256H216V257H217ZM195 257H196V258H195ZM198 257H201V258L199 259ZM191 258H193V259H191ZM223 258H222V260H223ZM198 259H199V260H198ZM201 259H202V261H201ZM216 259H217V258H215V261H216ZM218 259H220L219 256H218ZM218 259H217L216 262H219ZM208 260H209V259H208ZM213 261H214V260H213ZM215 261H214V262H215ZM195 262H196V263H195ZM203 262H204V263H203Z\"/></svg>","mask_w":264,"mask_h":264}]
</instances>
